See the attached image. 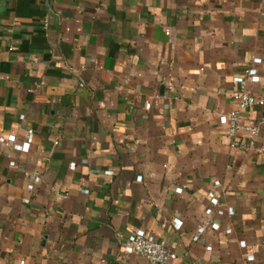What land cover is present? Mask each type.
Returning <instances> with one entry per match:
<instances>
[{
    "label": "crops",
    "instance_id": "crops-1",
    "mask_svg": "<svg viewBox=\"0 0 264 264\" xmlns=\"http://www.w3.org/2000/svg\"><path fill=\"white\" fill-rule=\"evenodd\" d=\"M263 54L264 0H0V264H149L137 229L264 264V126L234 146L226 117Z\"/></svg>",
    "mask_w": 264,
    "mask_h": 264
},
{
    "label": "built area",
    "instance_id": "built-area-1",
    "mask_svg": "<svg viewBox=\"0 0 264 264\" xmlns=\"http://www.w3.org/2000/svg\"><path fill=\"white\" fill-rule=\"evenodd\" d=\"M264 60V54L262 56H255L254 62H262ZM257 68L249 67L246 75H240L236 78V81L241 86L234 92V98L237 101V107L226 113L228 120V132L232 137V145L238 146L241 144L242 138L246 137L251 142L260 133L261 128L264 126V113L257 117L253 122H243L241 120V110L243 108L253 107L256 104L263 103L264 98L255 96L245 87L247 76L256 77ZM33 133V128H28L27 141L23 145V150L27 151L30 147V136ZM244 146V145H242ZM141 178V176H139ZM178 191L182 190V187L177 188ZM220 194H216L211 197V203L216 205L219 202ZM211 208L209 209V211ZM222 211V210H220ZM214 228L219 227V223L215 221H208ZM176 225L181 226L182 220L176 219ZM204 228V226L202 227ZM120 236L121 233H118ZM126 250L128 252H135L147 257L149 264H169V261L175 257L176 253L173 249L167 246L160 238L156 237L153 233H148L145 229H137L134 235L128 239L126 244ZM253 256H249L252 258ZM24 261H22L23 263Z\"/></svg>",
    "mask_w": 264,
    "mask_h": 264
}]
</instances>
